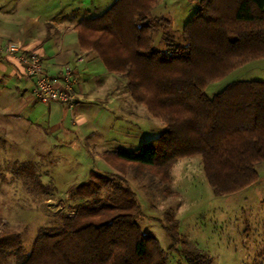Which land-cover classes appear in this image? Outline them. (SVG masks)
<instances>
[{
	"label": "trees",
	"instance_id": "16d2710c",
	"mask_svg": "<svg viewBox=\"0 0 264 264\" xmlns=\"http://www.w3.org/2000/svg\"><path fill=\"white\" fill-rule=\"evenodd\" d=\"M157 3L115 0L75 25L80 47L95 51L126 80L132 99L165 125L138 148L102 157L114 167L137 164L165 177L179 159L198 155L215 195L240 192L257 182L256 165L264 162V81H233L212 97L206 88L264 58V0H200L182 27L183 42L165 34L161 49L153 33L170 22L150 16ZM23 171L34 169L27 164ZM103 187H114L109 200L93 198ZM78 189L87 200L61 225L39 228L27 253L20 234L0 231V264L12 256L16 264H169L157 238L142 230L131 189L98 173ZM163 229L169 251L180 248L188 264H212L206 252L180 242L177 222Z\"/></svg>",
	"mask_w": 264,
	"mask_h": 264
},
{
	"label": "rangeland",
	"instance_id": "374dc122",
	"mask_svg": "<svg viewBox=\"0 0 264 264\" xmlns=\"http://www.w3.org/2000/svg\"><path fill=\"white\" fill-rule=\"evenodd\" d=\"M114 1L0 0V11L29 15L70 11L75 18H80L86 14L100 15ZM199 1L158 0L150 16L165 17L170 25H163L153 33L155 47L164 48L165 34L173 36L177 43L183 42L182 27ZM9 44L21 46L6 43L0 48ZM89 52L97 56L95 51ZM106 71L109 74L106 91L117 95L120 104L110 113L116 117V123L108 134L110 147L104 148L131 151L157 137L165 125L143 104L132 99L123 77ZM238 80L264 81V58L251 61L209 84L206 94L212 97ZM122 120L128 125L121 131ZM102 153L100 156L88 153L84 144L76 143L67 151L44 157L23 144L5 143L0 133V231L20 234L23 252L27 253L39 228L61 225L63 215H71L82 204L86 198L80 195L78 187L89 180L91 173H98L135 193L138 222L142 230L156 237L167 251L169 264H188L180 248L169 251L171 239L163 229L169 220L177 222L180 242L206 252L212 264H264V171L259 168L264 162L256 165L261 181L258 178L255 184L240 192L218 196L206 180L198 155L179 159L162 177L157 169L147 166L121 162L114 167L105 162ZM27 164L34 171H23ZM113 190L114 187H103L93 198L109 200ZM16 262V257L12 256L6 264Z\"/></svg>",
	"mask_w": 264,
	"mask_h": 264
},
{
	"label": "crops",
	"instance_id": "0c3cea01",
	"mask_svg": "<svg viewBox=\"0 0 264 264\" xmlns=\"http://www.w3.org/2000/svg\"><path fill=\"white\" fill-rule=\"evenodd\" d=\"M87 17L92 16L75 18L70 11L34 15L0 11V46L19 43L23 51L36 52L55 86L63 85V73L69 68L77 97L72 111L56 101L38 100L34 81L24 75L20 61L0 53V133L5 143L23 144L48 157L76 143L99 156L111 151L104 148L110 147L108 134L116 123L110 113L120 102L117 95L106 91L109 74L102 61L79 45L75 25ZM124 125L128 123L122 120L121 131ZM259 168L264 171V163Z\"/></svg>",
	"mask_w": 264,
	"mask_h": 264
},
{
	"label": "built area",
	"instance_id": "2783aa9c",
	"mask_svg": "<svg viewBox=\"0 0 264 264\" xmlns=\"http://www.w3.org/2000/svg\"><path fill=\"white\" fill-rule=\"evenodd\" d=\"M0 53L20 61L24 75L33 79L35 97L40 101H56L72 111L76 105L75 92L72 87L70 70L63 73V85L55 86L54 79L43 70L42 59L34 51H23L17 44H9L0 48Z\"/></svg>",
	"mask_w": 264,
	"mask_h": 264
}]
</instances>
